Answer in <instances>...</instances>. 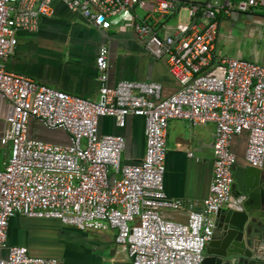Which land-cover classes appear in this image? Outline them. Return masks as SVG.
I'll return each instance as SVG.
<instances>
[{"label":"built area","instance_id":"obj_1","mask_svg":"<svg viewBox=\"0 0 264 264\" xmlns=\"http://www.w3.org/2000/svg\"><path fill=\"white\" fill-rule=\"evenodd\" d=\"M56 0H0V96L9 103L1 146L10 156L0 169V264H61L37 257L25 246L8 244L9 222L16 216L56 219L80 231L116 232L115 242L131 264H202L217 216L230 200L236 156L232 139L247 134L245 159L264 164V66L215 54L218 15L255 9L264 0L191 2L188 23L163 36L155 26L177 8L176 0H58L94 27H132L145 49L164 59L179 89L167 98L157 82L123 80L108 84V48L96 57L98 101L74 96L5 67L20 30L35 31L54 15ZM147 2L153 13L140 17ZM154 14V15H153ZM123 129L128 118L145 120L146 148L136 163H124L122 135L99 133L100 118ZM173 119L191 126L213 123L214 169L209 195L185 223L168 220L181 200L165 191L167 131ZM64 131L68 144L30 136V122Z\"/></svg>","mask_w":264,"mask_h":264},{"label":"crops","instance_id":"obj_2","mask_svg":"<svg viewBox=\"0 0 264 264\" xmlns=\"http://www.w3.org/2000/svg\"><path fill=\"white\" fill-rule=\"evenodd\" d=\"M204 1L209 0H176L177 8L173 13L156 18V28L163 36L173 35L179 25L188 23L187 10L182 7L191 2ZM53 9L54 15L41 18L35 31L17 32L16 49L5 62L8 71L68 94L98 101L100 95L95 61L99 50L105 46L108 48L109 85L123 80L157 82L162 86L163 98L179 89L166 61L151 56L132 27L122 29L119 25H112L108 30L97 29L81 14L70 11L58 0L54 1ZM137 12L140 17L151 14L153 4L147 2V7ZM234 12L229 16L221 15L219 19L215 54L222 55L218 53L221 50L218 47L226 39L222 31L224 26L233 29L239 26L244 17L246 26L264 27L263 10ZM262 31L252 39L247 57L238 53V57L230 58H242L264 66V28ZM9 108L8 101L0 96V138L7 126ZM144 130L145 120L142 117L128 118L123 129L115 125L113 118L99 120L100 134L122 135L125 138L124 163H136L143 158L146 148ZM30 136L49 143H69L66 132L49 131L34 120L30 122ZM214 139L213 123L191 126L179 119L169 122L165 191L169 198L181 200L183 206L178 211L163 210L164 218L185 223L190 212L199 210L201 202L208 197L213 179ZM246 147V133L232 139L231 150L237 159L235 167L249 166L245 159ZM9 156V146L0 145V169ZM262 171L264 173V164ZM115 235L116 232L111 229L80 231L56 219L16 216L9 222L7 240L9 245L27 247L33 256L57 258L61 264H131L128 255L116 244Z\"/></svg>","mask_w":264,"mask_h":264},{"label":"water","instance_id":"obj_3","mask_svg":"<svg viewBox=\"0 0 264 264\" xmlns=\"http://www.w3.org/2000/svg\"><path fill=\"white\" fill-rule=\"evenodd\" d=\"M233 177L229 203L217 216L202 264H264L262 167H235Z\"/></svg>","mask_w":264,"mask_h":264},{"label":"rangeland","instance_id":"obj_4","mask_svg":"<svg viewBox=\"0 0 264 264\" xmlns=\"http://www.w3.org/2000/svg\"><path fill=\"white\" fill-rule=\"evenodd\" d=\"M245 18L242 17L240 20L239 26L229 29V27H223V32L225 33L226 39L221 43V46L218 47V50L221 49L222 56L227 57H238L237 54L247 57L248 51L250 49L252 39L256 34L263 32L262 25H249L246 26ZM245 25V26H244ZM253 28V29H252Z\"/></svg>","mask_w":264,"mask_h":264},{"label":"trees","instance_id":"obj_5","mask_svg":"<svg viewBox=\"0 0 264 264\" xmlns=\"http://www.w3.org/2000/svg\"><path fill=\"white\" fill-rule=\"evenodd\" d=\"M221 15H222V14H219V15H218V19H220Z\"/></svg>","mask_w":264,"mask_h":264}]
</instances>
